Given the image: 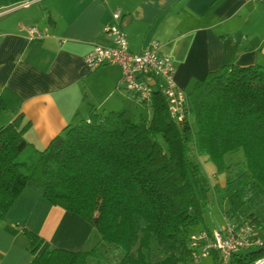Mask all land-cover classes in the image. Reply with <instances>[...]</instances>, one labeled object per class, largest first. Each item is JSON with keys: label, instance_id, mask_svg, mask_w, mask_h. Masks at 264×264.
Instances as JSON below:
<instances>
[{"label": "trees", "instance_id": "trees-1", "mask_svg": "<svg viewBox=\"0 0 264 264\" xmlns=\"http://www.w3.org/2000/svg\"><path fill=\"white\" fill-rule=\"evenodd\" d=\"M188 99L182 126L154 93L149 121L135 122L125 111L91 112L42 151L26 141L31 124L18 115L0 128V222L33 183L49 204L84 219L122 255L116 264H185L192 260L189 228L204 223L209 192L190 159L193 146L218 172L228 170L227 155L243 153L245 166L225 180L226 216L264 228V213L256 215L264 205V67H221L196 81ZM7 109L0 97V113ZM22 231L30 240L29 264H107L100 245L80 252L47 245L38 254L44 240ZM152 247L160 261H152ZM263 256L264 247L248 254L251 263Z\"/></svg>", "mask_w": 264, "mask_h": 264}, {"label": "crops", "instance_id": "crops-1", "mask_svg": "<svg viewBox=\"0 0 264 264\" xmlns=\"http://www.w3.org/2000/svg\"><path fill=\"white\" fill-rule=\"evenodd\" d=\"M17 4L0 0V97L8 108L0 113V128L23 114V123L31 124L24 137L37 151L91 112L125 111L135 122L151 119V107L120 87L118 67L89 71L84 60L96 44L108 42L103 29L114 23L116 11L129 50L145 52L159 43L173 60L177 85L187 92L224 66L264 67V6L256 0H36L27 8ZM32 27L44 37L30 39ZM225 203L228 207L205 205L204 223L189 232L222 226L230 209ZM23 229L44 240L38 254L47 245L72 252L102 245L89 223L49 204L33 183L0 222V264H29L33 259ZM185 264H216V259ZM230 264L253 263L248 252L241 251Z\"/></svg>", "mask_w": 264, "mask_h": 264}, {"label": "built area", "instance_id": "built-area-1", "mask_svg": "<svg viewBox=\"0 0 264 264\" xmlns=\"http://www.w3.org/2000/svg\"><path fill=\"white\" fill-rule=\"evenodd\" d=\"M36 1V0H35ZM34 0L18 3L16 8H27ZM264 6V0H256ZM114 23L103 29L107 43H98L85 56L89 71L105 66H116L121 71L120 87L139 104L150 106L154 93H159L168 103L169 112L179 126L189 117L188 92L175 81V66L169 55L163 54L159 43L153 42L145 52H132L128 47L125 30L120 24L121 13L113 14ZM29 38L42 39L44 34L36 27L29 29ZM264 247V228L252 220L238 221L225 216L224 224L191 234L188 248L192 260L199 262L208 257H218L219 264H230L241 251L248 254ZM253 264H264V256Z\"/></svg>", "mask_w": 264, "mask_h": 264}, {"label": "rangeland", "instance_id": "rangeland-1", "mask_svg": "<svg viewBox=\"0 0 264 264\" xmlns=\"http://www.w3.org/2000/svg\"><path fill=\"white\" fill-rule=\"evenodd\" d=\"M28 153L22 155L21 159L24 160ZM190 159L193 163L197 164L204 176L207 178L209 183V192L208 196L211 199V203L207 202V207H228L225 198V180L226 177L230 174H233L237 169L245 166V158L241 151L226 156V163L229 166L228 170L224 172H218L215 165L204 159V157L198 156L194 147L192 146L190 152ZM221 211H219L220 216ZM243 215L248 216V211L244 210ZM262 213H264V205L257 210L258 216L261 218ZM97 235V236H96ZM95 238H100L98 232L95 233ZM94 239V238H93ZM92 239V240H93ZM101 250L104 253L106 260L110 263L116 264L119 261V254H117L112 246L102 244ZM91 250V249H90ZM155 247L151 248V259L153 262H157L159 259ZM91 264H96L95 260L91 261Z\"/></svg>", "mask_w": 264, "mask_h": 264}]
</instances>
